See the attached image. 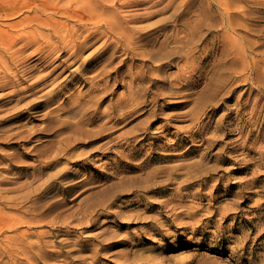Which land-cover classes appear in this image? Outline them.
Returning a JSON list of instances; mask_svg holds the SVG:
<instances>
[{"label": "rangeland", "instance_id": "374dc122", "mask_svg": "<svg viewBox=\"0 0 264 264\" xmlns=\"http://www.w3.org/2000/svg\"><path fill=\"white\" fill-rule=\"evenodd\" d=\"M0 36V264H264V0H0Z\"/></svg>", "mask_w": 264, "mask_h": 264}, {"label": "bare ground", "instance_id": "6f19581e", "mask_svg": "<svg viewBox=\"0 0 264 264\" xmlns=\"http://www.w3.org/2000/svg\"><path fill=\"white\" fill-rule=\"evenodd\" d=\"M93 1H94V0H93ZM56 2H57V1H56ZM56 2H55V3H56ZM88 2H89V1H88ZM91 2H92V1H91ZM97 3H98V2H97ZM89 4H90V3H89ZM55 6H56V5H55ZM60 6H61V5H60ZM56 7H57V6H56ZM58 7H59V6H58ZM66 7H67V6H66ZM96 7H97V6H96ZM85 8H87V7H85ZM62 9H63V8H62ZM97 10H98V9H97ZM102 10H103V9H102ZM66 11H67V10H66ZM82 11H83V9H82ZM94 13H95V12H94ZM97 13H98V12H97ZM51 14H52V13H51ZM51 14H50V15H51ZM76 14H77V13H76ZM90 14H91V13H90ZM36 15H38V14H36ZM84 15H85V14H84ZM92 16H93V15H92ZM71 17H72V16H71ZM107 17H108V16H107ZM103 18H104V17H103ZM67 19H68V18H67ZM105 19H106V17H105ZM115 19H116V18H115ZM85 20H86V19H85ZM48 21H49V20H48ZM80 22H81V21H80ZM59 23H60V22H59ZM117 23H119V22H117ZM57 24H58V23H57ZM115 24H116V23H115ZM55 25H56V24H55ZM62 25H63V21H62ZM62 25H61V26H62ZM64 25H65V24H64ZM59 26H60V25H59ZM88 27H89V26H88ZM83 29H84V28H83ZM55 31H56L57 33L60 32L61 35H62V33H63V32H61V29H59V28H57V27H55ZM55 31H53V32L55 33ZM75 31H76V30H75ZM104 31H105V30H104ZM27 32H28V31H27ZM66 32H67V31H65V33H66ZM73 32H74V31H73ZM25 33H26V31H25ZM25 33H24V34H25ZM65 33H63V34H65ZM13 34H14V33H13ZM15 34H16V33H15ZM18 34H19V33H18ZM21 34H22V33H21ZM24 34H23V35H24ZM26 34H27V33H26ZM54 35H55V34H53V36H54ZM57 35H58V34H57ZM57 35H56V36H57ZM61 35H60V36H61ZM66 35H67V34H65V36H66ZM6 36H7V35H6ZM36 36H37V35H36ZM51 36H52V35H51ZM0 37H1V36H0ZM45 37L47 38V36H45ZM45 37H44V38H45ZM48 37H49V36H48ZM54 37H55V36H54ZM46 38H45V39H46ZM73 38H74V36H73ZM10 39H11V37H10ZM18 39H19V38H18ZM52 39H53V37H52ZM68 39H69V38H68ZM47 40H48V39H47ZM50 40H51V38H50ZM75 40H76V39H75ZM85 40H87V39H85ZM64 41H67V39L65 38ZM70 41H71V40H70ZM1 42H2V41H1ZM16 42H17V41H16ZM43 42H44V41H43ZM45 42H46V41H45ZM54 42H55V40H54ZM57 42H58V41H57ZM57 42H56V43H57ZM67 42H69V41H67ZM73 42H74V40H73ZM73 42H71V45L74 44ZM82 42H84V41H82ZM82 42H81V44H82ZM11 43H12V41H11ZM17 43H18V42H17ZM47 43L49 44L48 41H47ZM56 43H55V44H56ZM65 43H66V42H64V44H65ZM76 43H77V42H76ZM76 43H75L74 45L77 47ZM79 43H80V42L78 41V44H79ZM58 44H59V43H58ZM37 45H38V44H37ZM2 46H3V45H2ZM66 46H67V44H66ZM66 46H65V47H66ZM78 46H79V45H78ZM4 47H5V46H4ZM52 47H58V45L54 46V44H53ZM68 47H69V46H68ZM76 47H74V48H76ZM9 48H10V47H9ZM23 48H24V47H23ZM70 48H72V47H70ZM74 48H73V49H74ZM75 50H76V49H75ZM75 50H74V51H75ZM0 52H1V51H0ZM1 56H2V55H1ZM4 57H5V56H4ZM19 59H21V58H19ZM3 60H4V59H3ZM1 63H3V62H1ZM13 64H14V63H13ZM3 65H4V64H3ZM0 73H1V72H0ZM10 76H11V75H10ZM13 78H14V77H13ZM38 82H39V81H38ZM18 88H19V87H18ZM14 90H15V89H14ZM2 155H3V154H2ZM50 184H51V186H53V185H52L53 183H50ZM44 188H45V187H44ZM52 188H53V187H52ZM48 189H49V188H48ZM50 189H51V188H50ZM46 190H47V189H46ZM46 190H45V191H46ZM48 191H49V190H48ZM49 192H50V191H49ZM47 193H48V192H46L45 194H47ZM34 202H35V201H34ZM34 204H35V203H34ZM34 204H33V205H34ZM28 210H29V209H28ZM17 219H18V218H17ZM19 219H20V217H19ZM32 219H33V218H32ZM3 221H4V220H0V234H3V233H2L3 230H6V229H4L5 227H8L9 230H10V229L12 228L11 226L13 225V224L11 225V221H9V220L6 221L7 224H5V223H6V222H5L4 225H3V224H2ZM16 222H18V221H16ZM18 223H19V222H18ZM1 225H2V226H1ZM14 226H15V225H14ZM28 230H29V229H28ZM15 231H16V230H15ZM18 231L20 232L21 235L23 234V236L26 235V232H29V231L20 230V229H19ZM18 231H17V232H18ZM4 232H6V231H4ZM19 232H18V233H19ZM42 232H43V231H42ZM32 234H33V232H32ZM32 234H31V235H32ZM12 235H14V234H12ZM12 235H11V233H10V235H9V234L7 235V232H6V234H5L4 237H3V239H5V241H6V240H7V241H10V243H8V242L6 241V242H7V245H4L5 243L3 244V245H4V246H3V249H4V250H8V252H9L8 254H10V255H11V254H14V253H11V252H12V250H11V248H12V244H14V243L11 244V237H14V236L16 235V232H15V235H14V236H12ZM18 235H19V234H18ZM18 235H16V236H17V239L19 240L20 235H19V237H18ZM23 236H22V237H23ZM28 236H29V235H28ZM22 237H20V238H22ZM25 237H26V239H27V236H25ZM1 238H2V237H1ZM14 239H16V238H14ZM17 239H16V240H17ZM12 240H13V239H12ZM16 240H15V241H16ZM29 240H30V239H29ZM1 241H2V240H1ZM5 241H4V242H5ZM20 241H22V243L26 246L25 239H22V240H20ZM20 241H19V243H20ZM32 242H33V241H32ZM1 243H2V242H1ZM30 243H31V242H30ZM8 244H10V245H8ZM15 244H16V243H15ZM39 244H40V243H39ZM18 245H19V244H18ZM18 245H15V246L18 247ZM15 246H14V247H15ZM25 246L21 245V247H25ZM1 247H2V246H1ZM19 247H20V245H19ZM34 247H36V246H34ZM3 249H1V250L3 251ZM12 249H14V248H12ZM19 249H20V248H19ZM22 249H23V248H22ZM27 249H28V248H27ZM34 249H35V248H34ZM14 250H15V249H14ZM17 250H18V249H17ZM23 250H24V249H23ZM25 251H26V248H25ZM23 252H24V251H23ZM38 252H39V251H38ZM3 253H4V251H3ZM15 253H16V251H15ZM20 253H21V252H20ZM27 253H28V252H27ZM27 253H26V256L28 255ZM29 253H31V251H30ZM6 254H7V253H6ZM6 254H5V255H6ZM16 254H17V253H16ZM18 254H19V253H18ZM21 254H22V253H21ZM21 254H19V255H21ZM0 255H1V253H0ZM30 255H31V254H30ZM30 255H29V258H30ZM13 256H14V255H13ZM32 256H33V255H32ZM11 257H12V256H10V259H11ZM17 257H18V255H17ZM25 258H26V257H25Z\"/></svg>", "mask_w": 264, "mask_h": 264}]
</instances>
